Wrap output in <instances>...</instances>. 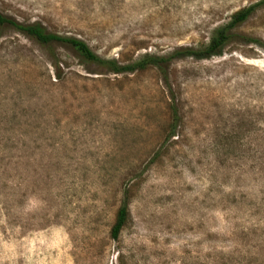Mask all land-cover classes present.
<instances>
[{
	"label": "rangeland",
	"instance_id": "rangeland-1",
	"mask_svg": "<svg viewBox=\"0 0 264 264\" xmlns=\"http://www.w3.org/2000/svg\"><path fill=\"white\" fill-rule=\"evenodd\" d=\"M258 0H0L104 58L203 48ZM223 53L111 72L0 35V264H264V7ZM177 107L178 124L166 139ZM127 191L129 216L110 234Z\"/></svg>",
	"mask_w": 264,
	"mask_h": 264
},
{
	"label": "trees",
	"instance_id": "trees-1",
	"mask_svg": "<svg viewBox=\"0 0 264 264\" xmlns=\"http://www.w3.org/2000/svg\"><path fill=\"white\" fill-rule=\"evenodd\" d=\"M264 7V0H258L248 6H245L235 11L231 19L224 25L218 27L210 41L203 48L195 49L193 47L180 46L174 49L172 52L166 55L144 53L139 58L135 59L131 63L119 64L114 58H104L93 51L90 46L82 39L72 36H65L58 33L47 31L40 23H21L17 20L5 15L0 11V35L6 32L8 29H14L22 34L35 40L40 46H42L49 55L53 58V62L58 69L57 76H61V70L59 67V61L55 54V46L63 45L68 46L74 50L75 56L82 62L94 63L106 71L111 72H126L134 71L137 69H143L148 65H152L158 69L165 82H168L169 72L168 68L170 62L173 59L193 57V58H209L211 56L220 55L223 53L224 47L227 43L236 36L233 29L244 22L253 12L259 8ZM178 115L176 105L173 107V121L170 126L166 139L173 135L172 130L177 127ZM127 191L124 192V201L118 207L115 221L111 227L110 234L113 239H117L118 234L129 216V209L127 206Z\"/></svg>",
	"mask_w": 264,
	"mask_h": 264
}]
</instances>
